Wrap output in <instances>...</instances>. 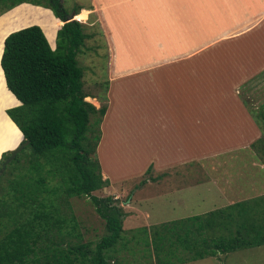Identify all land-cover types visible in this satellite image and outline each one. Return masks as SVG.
<instances>
[{
    "label": "crops",
    "instance_id": "obj_1",
    "mask_svg": "<svg viewBox=\"0 0 264 264\" xmlns=\"http://www.w3.org/2000/svg\"><path fill=\"white\" fill-rule=\"evenodd\" d=\"M77 4L76 13L85 9L86 17L80 21L74 19L76 13L71 12L72 19L80 22L84 29L98 28L97 35L103 38L106 51L105 72L101 77L105 110L98 125L100 133L94 150L102 178L108 179V186L113 187L146 175L145 170L150 166L149 173L162 175L158 182L164 188L157 196L181 191V200L192 198L188 189L203 184L206 190L216 187L217 195L223 200L221 206L199 214L157 224L145 223V232L140 231V225L124 229L121 224L122 233L111 253L108 252L114 262L134 264L133 259L119 263L116 254L131 253L129 249H134L138 243V233L147 237L151 258L158 262L167 260L164 256L170 248L172 254L166 257L173 264L264 245L262 230L251 243L231 248L226 241L214 254L203 251L210 245L204 242V248H200L203 256L194 258L189 252L193 250H187L184 231H179V228L184 230L186 224L191 227L187 234V238H192L188 242L191 247L198 243V238L230 237L235 226H230L228 221L219 222L216 217H210L209 220L216 221L220 227L204 224L205 229L199 230L192 218L223 211L225 219L234 202L264 197V193H257L250 198L252 193L243 187L248 185L262 191L264 166L249 161L254 164L250 179L240 172L241 178L233 181L232 176L237 171L230 172L231 164L219 165L220 157L231 156L227 153L248 146L264 132V103L252 112L238 91L243 84L264 73V0H84ZM55 32L53 46L47 40L51 48L55 46ZM83 33L84 42L89 35ZM85 97L96 99V96ZM5 116L3 123L9 119ZM2 147L6 149L8 145ZM248 155L242 153L241 156L248 158ZM113 159H124L125 163L116 164L113 171ZM125 159L136 160L138 168L128 174L122 167H126V162L132 165V160ZM215 160L218 166L213 164ZM199 163L203 167L200 168ZM2 181L0 185L5 187L6 177ZM146 184L144 189L148 191L142 193L149 194V188H155L149 181ZM48 185L54 186L55 191L45 192L30 211H23L32 222L35 215L36 221L38 214L45 217L40 223L41 229L35 231L36 246L44 247L43 242L47 240L50 244L83 242L82 228L67 196L54 179ZM148 201H128L120 206L124 212H131L124 215L122 222L132 224L135 219H146L148 210L144 202L148 204ZM18 214L20 210L13 216ZM170 221H177L176 232L166 229L165 224ZM251 222L258 223L257 220ZM15 223L0 212V238ZM255 228L257 225L251 223L249 229Z\"/></svg>",
    "mask_w": 264,
    "mask_h": 264
},
{
    "label": "trees",
    "instance_id": "obj_2",
    "mask_svg": "<svg viewBox=\"0 0 264 264\" xmlns=\"http://www.w3.org/2000/svg\"><path fill=\"white\" fill-rule=\"evenodd\" d=\"M20 3L50 9L60 24V20L68 15L62 0H45L42 3L38 0H0V14ZM77 8L72 9L74 14ZM74 19L59 24L54 48L48 43L53 44L47 28L39 23L12 29L2 42L0 85L6 96L11 98L10 104L4 103V108L17 104L7 108L5 113L21 132L22 141H27V145L0 173V184L5 177L7 181L5 187L0 185V212L16 222L0 238V264H116L110 253L122 233L125 212L116 205L117 201L112 196L91 194L109 184L108 179L101 176L94 151L105 105L95 108L84 99L87 94L82 90V71L76 55L86 35L82 24ZM258 140L260 138L252 142L251 147ZM7 154L3 152L1 157ZM149 170L150 166L145 172L149 173ZM51 179L58 183L65 196L89 198L105 229V233L95 242L84 240L50 244L47 240L43 242L44 247L36 246L35 231L41 229L40 223L45 217L38 214L40 216L36 221L35 215L32 222L23 211H30L34 202L45 192L55 191L54 186L48 185ZM141 182L144 183V179ZM229 208L230 215L225 219L222 218L223 211H219L220 214L211 212L198 215L192 221L199 230L205 229L204 224L220 227L216 221H228L230 226H235V230H232L235 235L228 231L232 236L198 238V243L191 247L188 242L192 238H187L191 227L186 224L184 230L179 228L180 232L184 231L187 250H193L189 251L191 257H201L203 251L214 254L226 241L228 246L234 248L251 243L252 238L258 239L259 232L264 230V197L234 202ZM18 210L20 214L14 217ZM210 217L217 220L212 223ZM256 220L258 223L251 222ZM176 222L166 223V229L174 232ZM250 222L258 228L249 229ZM204 242L210 243L207 250L200 249L204 248ZM106 250L110 253L105 254ZM171 254L172 250L168 248L166 255ZM166 255L164 258L168 260Z\"/></svg>",
    "mask_w": 264,
    "mask_h": 264
},
{
    "label": "rangeland",
    "instance_id": "obj_3",
    "mask_svg": "<svg viewBox=\"0 0 264 264\" xmlns=\"http://www.w3.org/2000/svg\"><path fill=\"white\" fill-rule=\"evenodd\" d=\"M38 1L42 3L45 0ZM62 1L63 7L66 9L69 15L72 12V9L78 7L77 3L83 2L84 0ZM86 13L87 11L85 9H81L73 17L77 20L82 21L85 19ZM30 23H39L44 25L47 28L52 38V41L54 38V32L60 24L59 20H57V18L54 17L47 8L36 5H30L29 3H20L0 14V50L4 37L8 33H10L12 29H17L24 26L25 24ZM92 27L93 26H90L86 29L83 28V31L88 33L89 36L88 39L84 40L83 45L80 47V52L76 55V59L78 62V66L81 68L82 71L81 80L83 92L89 96H96V99L94 100L88 99L87 97H85L84 99H87V101H89L92 105L99 107L100 105H105V101L102 100L104 80H102L103 78L101 79V77L104 75L105 72L103 70V66L105 67L104 54L106 51L103 47V38L97 35L98 31L100 30L98 28ZM238 91L239 96L246 101L247 106L252 109V112H254L256 109H258L257 105H261L262 102L264 103V73L243 84L238 89ZM93 92H95L96 94ZM0 95L2 97L0 100V121L2 123L0 125L1 152L5 149H3L2 147L3 144L8 145L6 149L12 148L14 145H16L21 139V133L10 119L4 120L3 123V119L6 117V114L4 113V103L10 104L11 98L8 95L6 96L1 85ZM128 111L131 110L129 109ZM5 123H7V127H5ZM253 146L254 147H251V145L249 144L248 146L241 148L240 150H236L234 153L228 152V155H232H225L227 158H219V161L221 162L219 163V165H224V163L226 162L227 165L231 164V173L237 171V174H233L232 176L233 181L238 180V178H241L239 176L240 174H238L240 172L244 173L247 179H250L251 175L249 174V172L252 165L254 164L249 163V161L264 166V132L263 134H261L260 140H258L256 144L254 143ZM238 151H241L240 156L242 155V153L243 155H248L249 153L248 158L242 156L240 157L237 154ZM2 158L3 157H0V162L2 161ZM123 160L124 159H113L112 164L114 165H112V170L114 171V169H116V164H119V166H121V164L123 165L125 163L123 162ZM125 160H132V165H129V162H126V167H122L123 169H126L128 171V174L138 168L136 167L138 163L136 160ZM246 162L248 164H246ZM203 163L205 164V162ZM213 164L216 165V160ZM198 165L200 166V168L203 167L202 163H199ZM254 169L258 172L257 167L254 166ZM256 175H258V173ZM161 176L162 175L158 173L154 174V172L147 173L144 176L120 182L117 184V186L115 184L113 187L106 186L104 188L92 191L91 194L98 197L106 195L112 196L115 199L114 201H117L116 205L118 206L126 205L128 201L136 203V201L149 200L148 204L144 202L145 206L147 205L146 209L148 210L146 212L148 214L146 219L142 218L140 221H136L135 219L132 224H128L126 221L122 222L124 229H127L133 226L134 224L140 225L138 226V228L142 232L147 231L146 227H143L145 223H148L149 225L157 224L162 221L177 219L189 214H199L211 210L213 208H217L221 206L220 204L223 202V200L220 199V196L217 195L218 189L216 187L212 188L211 190H206L203 184L195 187L194 189H188V191L191 192L192 198H182L181 200V191L176 193H174V191H170L169 193L163 192L157 196V194L164 188V185L162 186V184H159L158 182ZM142 179H144L145 183H140ZM148 181L151 182V187H154L155 189L152 190L149 188V194H144L142 193L143 190L144 192L148 191L144 189ZM243 187L252 193H250L251 195H249L250 198L257 193H264V189H262V191H260V189L256 191L257 189H254V187H250L248 185H243ZM184 193L185 191L182 192V194ZM67 201H69L72 212L76 216V220L78 221L79 226L82 228L81 234L83 239L85 241L91 242H95L97 239H99V237L105 233V229L103 221L98 217V215L94 211V208L90 203L89 198L87 196H71L67 197ZM141 207L143 208V206ZM127 213L128 215L131 214V212H125V215ZM153 229L154 227H152L151 230ZM137 238V245L133 247L134 249H129V251L134 255H132L131 253L123 252L121 253V258L120 253L117 252L116 257L119 263H124L127 260L131 261V259H133L134 264H173L168 260H161L160 262H158L157 260L151 258L150 255L152 252L150 250V246L146 244L147 237L144 234L138 233ZM124 249L127 250L126 247H124ZM108 251L109 250H106L104 253L108 254ZM175 264H264V245L235 250L226 254H220L217 257H204L201 259Z\"/></svg>",
    "mask_w": 264,
    "mask_h": 264
},
{
    "label": "water",
    "instance_id": "obj_4",
    "mask_svg": "<svg viewBox=\"0 0 264 264\" xmlns=\"http://www.w3.org/2000/svg\"><path fill=\"white\" fill-rule=\"evenodd\" d=\"M31 5V4H30ZM11 9V8H10ZM50 10V9H49ZM70 20H72V13H70L69 15H67L65 18H64V20H60L62 23H64V22H67V21H70ZM23 27H25V26H23ZM22 28V27H21ZM18 29H20V28H18ZM18 29H16V30H18ZM3 42V41H2ZM1 51H2V47H1ZM0 55H1V53H0ZM19 103V102H18ZM17 105V104H16ZM16 105H11V106H7V107H5L4 108V113H5V110L7 109V108H10V107H13V106H16ZM6 114V113H5ZM15 125V124H14ZM21 133V132H20ZM25 145H27V141H22V134H21V139H20V141L16 144V145H14L12 148H9V149H5V150H3V151H1L0 152V157H1V154L3 153V152H7L8 154H7V156L6 157H4L3 159H2V161L0 162V173L3 171V169H4V167L14 158V156L25 146Z\"/></svg>",
    "mask_w": 264,
    "mask_h": 264
}]
</instances>
